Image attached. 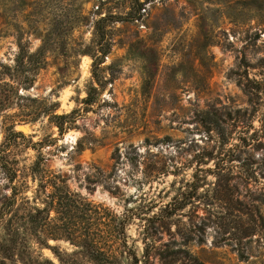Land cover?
Masks as SVG:
<instances>
[{"label": "rangeland", "instance_id": "1", "mask_svg": "<svg viewBox=\"0 0 264 264\" xmlns=\"http://www.w3.org/2000/svg\"><path fill=\"white\" fill-rule=\"evenodd\" d=\"M138 2L0 0V64L14 65L19 42L34 52L41 37L57 38L32 87L0 113V158L17 170L13 184L0 170V204L16 188L18 213L42 209L55 175L131 217L138 264H264V0ZM104 16L118 22H106L111 47L93 68L76 51L93 49ZM243 85H258L257 97ZM52 102L56 115L80 111L63 135L42 114ZM13 115L16 139L6 129ZM35 162L43 180L29 172ZM192 182L199 189L183 209L147 223ZM116 252L111 264H133ZM15 261L92 264L65 241L31 236Z\"/></svg>", "mask_w": 264, "mask_h": 264}, {"label": "trees", "instance_id": "2", "mask_svg": "<svg viewBox=\"0 0 264 264\" xmlns=\"http://www.w3.org/2000/svg\"><path fill=\"white\" fill-rule=\"evenodd\" d=\"M132 3L141 7L138 0H132ZM113 19L112 16H104L94 23L93 27V49L90 47L85 50L76 51L77 55H88L93 60V68L103 63L111 47L110 39L106 34V22ZM120 19V18H119ZM56 37L53 33L41 37V45L34 52H30L21 42L17 44L18 52L14 59V65L4 66L0 64V113L6 112L14 101L20 99L19 90H27L32 87L36 72L44 69L47 65L46 55L51 53L56 43ZM7 78V79H5ZM250 99L257 97L258 85L256 88H250L243 85ZM91 88L82 103L90 106L93 103ZM58 108L56 102L45 105L42 114L50 118L51 123L58 129L59 135L65 134L70 126L65 127V120H69L74 125L76 119L80 116L79 110H73L69 114L56 115ZM11 122L6 126L11 138L21 137V133L14 132L13 116ZM215 128L206 124L207 132ZM0 170L10 184H13L17 178L15 162L6 157L0 158ZM32 176L41 177L43 180V170L38 162L29 169ZM51 182L52 191L47 195L44 207L29 208L26 213L20 214L16 209V188H11V194L4 196L0 204V225L2 226L4 239L0 242V264H14L16 256H20L26 251L27 236L41 244L47 245L48 241H65L75 247L92 264H111L117 258V252L120 255L128 254L126 229L131 219L126 213L116 214L104 204H93L81 199L76 194L70 192L65 185H59L61 182L57 176H53ZM189 193L180 194L172 198L157 215L147 219V223H156L164 221L175 216L177 212L183 209L193 198L199 189L192 182L187 186ZM179 196H182L180 198ZM53 215V216H52ZM162 227V225H159ZM56 254V252H54ZM132 257L133 264H138L136 256Z\"/></svg>", "mask_w": 264, "mask_h": 264}, {"label": "water", "instance_id": "3", "mask_svg": "<svg viewBox=\"0 0 264 264\" xmlns=\"http://www.w3.org/2000/svg\"><path fill=\"white\" fill-rule=\"evenodd\" d=\"M18 129H19V131H21L22 133H25L26 127H24V126H19Z\"/></svg>", "mask_w": 264, "mask_h": 264}]
</instances>
